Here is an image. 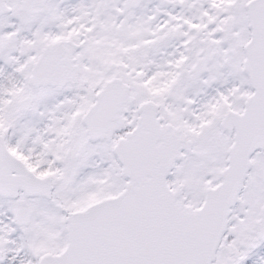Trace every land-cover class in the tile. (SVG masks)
<instances>
[{"label":"snow or ice","instance_id":"6c2138e0","mask_svg":"<svg viewBox=\"0 0 264 264\" xmlns=\"http://www.w3.org/2000/svg\"><path fill=\"white\" fill-rule=\"evenodd\" d=\"M0 264H264V0H0Z\"/></svg>","mask_w":264,"mask_h":264}]
</instances>
